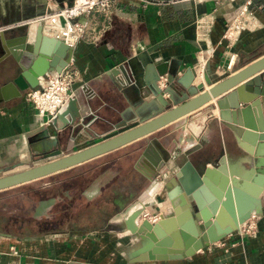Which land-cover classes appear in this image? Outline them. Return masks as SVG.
Returning <instances> with one entry per match:
<instances>
[{"label":"crops","instance_id":"0c3cea01","mask_svg":"<svg viewBox=\"0 0 264 264\" xmlns=\"http://www.w3.org/2000/svg\"><path fill=\"white\" fill-rule=\"evenodd\" d=\"M38 1L0 0V58L5 47H15L20 24L44 11ZM109 1L106 11L90 12L68 56L75 72L70 112L76 117L55 116L42 125L26 97L31 87L0 102V176L50 161L57 151L62 157L83 150L159 116L187 93L178 80L189 78V69L195 75L191 87L201 82L206 90L264 56V0H253L232 44L224 38L226 26L245 0ZM72 2L52 0L49 6L55 11ZM240 144L208 102L107 153L0 190V264H264V184L258 183L264 176ZM195 145L189 159L198 170L223 159L228 174L244 181L240 202L252 233L243 230L246 223L189 257L133 262L141 245L125 226L126 214L143 207L139 225L170 213L177 201L169 196L176 184L173 160ZM160 158L169 159L156 172Z\"/></svg>","mask_w":264,"mask_h":264},{"label":"water","instance_id":"95a60500","mask_svg":"<svg viewBox=\"0 0 264 264\" xmlns=\"http://www.w3.org/2000/svg\"><path fill=\"white\" fill-rule=\"evenodd\" d=\"M38 2L46 7L45 1ZM19 28L20 35L12 41L16 43L15 47H5V55L0 58V61H5L0 67V102L20 96L30 87H37L39 77L48 71H59L66 65L71 51L64 42L44 35L40 26L33 31H30L29 25H20ZM166 73L165 71L161 75ZM188 73L189 78L185 76L178 80L187 88V93L171 109L83 150L62 157H57L60 153L57 151L51 154L53 159L50 161L0 176V190L107 153L151 134L208 102H213L223 124L241 142L240 145L251 157L249 163L264 176V56L239 68L227 78L209 85L206 90L202 88L201 82L191 87L195 75L192 69ZM166 78L171 82L174 76L168 73ZM172 92V88L167 87L165 93L172 96ZM73 103L74 99L69 100L66 108L56 116L69 115L71 119L76 117L70 112ZM196 146L184 148L173 160L177 167L174 173L176 184L169 196L177 201L172 204V211L166 216L160 215L156 221L143 219L139 225H136L139 214L135 219H126V227L132 234L137 233L138 236L135 237L141 245L133 262L189 257L236 230L249 216L243 211V204L240 202V183L244 181H240L235 174H228L223 159L216 167L198 170L189 159V154ZM168 159L160 158L154 164L156 172H159ZM262 182H258L261 188L264 180ZM141 236L149 237L150 242L145 243Z\"/></svg>","mask_w":264,"mask_h":264},{"label":"built area","instance_id":"2783aa9c","mask_svg":"<svg viewBox=\"0 0 264 264\" xmlns=\"http://www.w3.org/2000/svg\"><path fill=\"white\" fill-rule=\"evenodd\" d=\"M39 1H45L44 12L31 20L22 22L20 25H38L44 35L64 42L70 50L84 34L90 12L95 9L106 11L110 5L109 0H73L71 5L54 11L49 6L52 0ZM252 2L253 0H245L238 14L228 22L224 38L228 40L229 44L238 40L240 32L245 27V18L250 14L249 6ZM200 23L203 24L202 20H198V27H201V25L199 26ZM231 58H234V55ZM201 62L204 63L203 60ZM74 77L75 72L68 61L59 71H48L39 77L38 86L27 92L26 97L36 110L42 125L48 124L73 98L71 86ZM165 81L166 78H162L159 81V86H163ZM152 220L156 221V218ZM247 220L242 221L238 228L247 223L243 230L252 233V225Z\"/></svg>","mask_w":264,"mask_h":264},{"label":"bare ground","instance_id":"6f19581e","mask_svg":"<svg viewBox=\"0 0 264 264\" xmlns=\"http://www.w3.org/2000/svg\"><path fill=\"white\" fill-rule=\"evenodd\" d=\"M198 77V76H197ZM203 78V77H202ZM143 210V207H136V208H132L127 214H126V219H135V217L141 212ZM126 219H125V221H126ZM124 221V222H125ZM125 226H126V223H125ZM129 232L131 233V230L129 229ZM135 235L136 236H138L137 235V233H135ZM141 238H143V241L145 242V243H148V242H150V238L149 237H147V236H141Z\"/></svg>","mask_w":264,"mask_h":264},{"label":"rangeland","instance_id":"374dc122","mask_svg":"<svg viewBox=\"0 0 264 264\" xmlns=\"http://www.w3.org/2000/svg\"><path fill=\"white\" fill-rule=\"evenodd\" d=\"M42 181H45V180H42Z\"/></svg>","mask_w":264,"mask_h":264}]
</instances>
